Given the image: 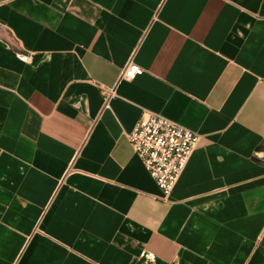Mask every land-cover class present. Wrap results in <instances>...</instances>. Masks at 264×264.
I'll list each match as a JSON object with an SVG mask.
<instances>
[{"label": "crops", "instance_id": "crops-1", "mask_svg": "<svg viewBox=\"0 0 264 264\" xmlns=\"http://www.w3.org/2000/svg\"><path fill=\"white\" fill-rule=\"evenodd\" d=\"M144 111L198 135L166 199ZM0 264H264V0H0Z\"/></svg>", "mask_w": 264, "mask_h": 264}, {"label": "built area", "instance_id": "built-area-1", "mask_svg": "<svg viewBox=\"0 0 264 264\" xmlns=\"http://www.w3.org/2000/svg\"><path fill=\"white\" fill-rule=\"evenodd\" d=\"M142 72V67L130 59L121 78L131 80ZM101 90L105 97L114 94L105 87ZM127 137L162 197L168 198L197 143V133L159 113L144 111Z\"/></svg>", "mask_w": 264, "mask_h": 264}]
</instances>
